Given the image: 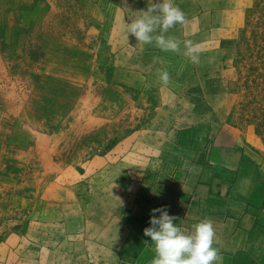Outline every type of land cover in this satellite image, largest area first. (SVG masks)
I'll list each match as a JSON object with an SVG mask.
<instances>
[{"label":"rangeland","instance_id":"374dc122","mask_svg":"<svg viewBox=\"0 0 264 264\" xmlns=\"http://www.w3.org/2000/svg\"><path fill=\"white\" fill-rule=\"evenodd\" d=\"M19 2L0 32V264H150L161 206L228 251L230 191L264 182V0H173L178 52L126 42L150 0Z\"/></svg>","mask_w":264,"mask_h":264},{"label":"clouds","instance_id":"9594fccd","mask_svg":"<svg viewBox=\"0 0 264 264\" xmlns=\"http://www.w3.org/2000/svg\"><path fill=\"white\" fill-rule=\"evenodd\" d=\"M140 15L123 21V33L127 42L130 34L142 45H154L163 52H178L180 41L166 35L175 25L186 23L185 13L173 0L149 2ZM184 55L194 64L200 62V46L190 40L183 42ZM160 80L167 84V71H161ZM156 213H159L157 216ZM176 217L161 206L150 210L149 226L143 235L150 238L155 256L150 264H217L218 249L215 231L210 221L201 220L191 225V230L182 229L174 223Z\"/></svg>","mask_w":264,"mask_h":264},{"label":"crops","instance_id":"0c3cea01","mask_svg":"<svg viewBox=\"0 0 264 264\" xmlns=\"http://www.w3.org/2000/svg\"><path fill=\"white\" fill-rule=\"evenodd\" d=\"M229 196V214L234 219L226 224L229 230L226 241L230 245L228 251L223 250L219 255V261L222 264H264V182L243 192L237 191L235 183ZM184 213L182 209L181 219Z\"/></svg>","mask_w":264,"mask_h":264},{"label":"bare ground","instance_id":"6f19581e","mask_svg":"<svg viewBox=\"0 0 264 264\" xmlns=\"http://www.w3.org/2000/svg\"><path fill=\"white\" fill-rule=\"evenodd\" d=\"M16 0H0V32L6 30V26L10 25L7 23L8 19L11 18L9 15V11L13 10L10 6H12L11 3H15ZM19 0H17V3ZM20 3V2H19ZM16 5V4H15ZM23 5V4H20ZM18 6V5H17ZM9 9V10H8ZM14 11V10H13ZM16 11V10H15ZM17 12V11H16ZM13 23V22H12ZM5 148V147H4ZM6 149V148H5ZM5 153V152H2ZM6 154V153H5Z\"/></svg>","mask_w":264,"mask_h":264}]
</instances>
